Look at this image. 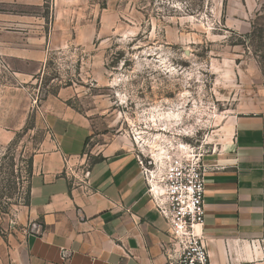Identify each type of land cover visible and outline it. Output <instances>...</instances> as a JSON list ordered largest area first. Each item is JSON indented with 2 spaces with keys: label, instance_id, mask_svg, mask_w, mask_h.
<instances>
[{
  "label": "rangeland",
  "instance_id": "rangeland-1",
  "mask_svg": "<svg viewBox=\"0 0 264 264\" xmlns=\"http://www.w3.org/2000/svg\"><path fill=\"white\" fill-rule=\"evenodd\" d=\"M67 9L96 25L86 46L50 50L41 68L0 55V232L27 201L34 157L51 141L45 105L61 90L91 123L88 152L147 132L217 150L239 91L264 101V0H71Z\"/></svg>",
  "mask_w": 264,
  "mask_h": 264
},
{
  "label": "crops",
  "instance_id": "crops-1",
  "mask_svg": "<svg viewBox=\"0 0 264 264\" xmlns=\"http://www.w3.org/2000/svg\"><path fill=\"white\" fill-rule=\"evenodd\" d=\"M70 1L51 0L48 16L46 0H0L19 8L0 10L3 59L41 68L50 50L86 46L98 29L71 21ZM70 93L61 90L45 105L51 141L34 157L16 221L0 232V264H162L168 224L147 193L132 140L109 137L88 152L93 129L67 103ZM239 94L234 115L218 129L217 150L203 158L201 234L210 264H264V101L253 91ZM67 158L90 170L88 189L69 174Z\"/></svg>",
  "mask_w": 264,
  "mask_h": 264
},
{
  "label": "built area",
  "instance_id": "built-area-1",
  "mask_svg": "<svg viewBox=\"0 0 264 264\" xmlns=\"http://www.w3.org/2000/svg\"><path fill=\"white\" fill-rule=\"evenodd\" d=\"M187 130L192 127L183 128L182 135L191 137ZM146 134L133 135V151L147 193L168 224L169 240L162 245L166 257L162 264H210L207 242L201 234L206 212L203 158L214 149L208 144L170 138L163 132ZM66 163L69 174L88 189L90 170L69 165L68 158Z\"/></svg>",
  "mask_w": 264,
  "mask_h": 264
},
{
  "label": "bare ground",
  "instance_id": "bare-ground-1",
  "mask_svg": "<svg viewBox=\"0 0 264 264\" xmlns=\"http://www.w3.org/2000/svg\"><path fill=\"white\" fill-rule=\"evenodd\" d=\"M170 114H171V113H169V115H170ZM172 114H173V115H177V114H176V113H174V112H173Z\"/></svg>",
  "mask_w": 264,
  "mask_h": 264
}]
</instances>
